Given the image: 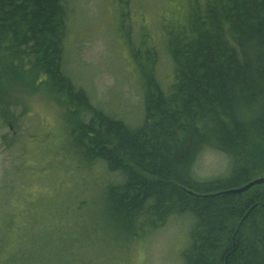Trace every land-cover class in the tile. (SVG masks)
Instances as JSON below:
<instances>
[{
    "label": "trees",
    "instance_id": "trees-1",
    "mask_svg": "<svg viewBox=\"0 0 264 264\" xmlns=\"http://www.w3.org/2000/svg\"><path fill=\"white\" fill-rule=\"evenodd\" d=\"M192 2L187 23L168 39L175 81L165 93L149 72L144 122L137 128L89 106L80 90L69 101L92 115L91 123H72L79 116H71L58 90L69 80L61 64L63 0H0V52L13 41H33L44 57L14 68L24 84L32 75L33 90L64 108L85 158L94 154L109 171L125 158L137 164L124 167L127 179L104 192L106 219L115 229L137 234L164 225L170 215L189 214L184 264H264V183L221 193L264 173V0ZM206 147L229 161L224 175L200 180L192 166Z\"/></svg>",
    "mask_w": 264,
    "mask_h": 264
},
{
    "label": "rangeland",
    "instance_id": "rangeland-1",
    "mask_svg": "<svg viewBox=\"0 0 264 264\" xmlns=\"http://www.w3.org/2000/svg\"><path fill=\"white\" fill-rule=\"evenodd\" d=\"M63 2L69 30L63 70L103 112L141 125L143 72H153L170 92L168 39L186 23L192 0ZM2 81L10 91L0 97V264H184L192 216L170 215L134 236L115 229L104 192L121 178L85 158L64 108L43 91L28 90L18 69ZM227 164L222 152L206 147L192 172L212 179Z\"/></svg>",
    "mask_w": 264,
    "mask_h": 264
},
{
    "label": "bare ground",
    "instance_id": "bare-ground-1",
    "mask_svg": "<svg viewBox=\"0 0 264 264\" xmlns=\"http://www.w3.org/2000/svg\"><path fill=\"white\" fill-rule=\"evenodd\" d=\"M197 2L201 3L198 0H194V4H198ZM64 5H65V8L68 10L67 4H64ZM193 7L194 6L190 5L189 10H188V12L186 14V20L190 16L191 10H192ZM186 23H187V21H186ZM186 23H184V24H186ZM63 31H64L63 32V36H65L66 32L69 31L68 30V25H67L66 22L64 23V30ZM135 41H136V39H134V40H132L130 42V44H131L130 47L135 45L134 44ZM169 41H170V39H169ZM33 44H34L33 41H27L26 44H23L21 41H13L11 44L6 45V46H9V47L6 48L5 52H0V60L3 61L2 65H0V97L1 98L5 97V99H7L8 92L10 91V90L5 88L6 87V83L2 81V78L6 77L8 75H14L15 70H16L14 68L15 64H20V63H24V62H28V61H36V62H38L41 58L44 57L43 55H41V53L37 52V50L35 48H33ZM63 56H64V52L62 54L61 64H63L62 63ZM146 59H145L143 64H146V62H147ZM43 65L46 68L47 72L49 73L50 67L46 64V62H44ZM12 70H14V71H12ZM62 71H63L64 76L67 77L69 80H68V82L65 85H63V87H61V89H58V90L61 93V95L64 97V99L66 100L64 105L70 111L71 116L73 115V117H75L76 114L79 116V117L73 118L72 123H74L76 126L77 125H85V126H87V125H89L91 123L90 119L92 118V115H90L88 112H86V110L84 108H82L81 106H79L75 101H69V98L73 94L74 95H78V93H76V92L80 90L85 95L87 104L89 106H91L93 108L95 107L97 109H100V108L98 106L92 104L87 91L82 86H79L75 82L71 81V79L69 77H72V76L66 74L65 71L63 70V68H62ZM63 74H62V77L64 78ZM143 74H145V78H147V76L148 77L149 76L152 77L148 72L144 71ZM171 77H172V74L170 75V78ZM26 79L28 81V85L24 84V86H26V87L32 89V91H34L33 89L37 88V83H36L35 79L32 77V75L29 76V77H26ZM174 81H175V67H174ZM174 81H173V83H174ZM148 82H149V78H147V80L145 81V85H147ZM1 84H3V85H1ZM157 86L159 87L158 84H157ZM48 90L52 91L50 87L48 88ZM34 92H36V91H34ZM143 100H144V97H143ZM131 117H129V118H131ZM1 118H4V116H3V114L1 115V113H0V120H1ZM141 120H143V122H144V116H142ZM118 121L121 122L122 124L126 125V126L131 127L129 124L126 123V120H124V119H118ZM143 122H142V124H143ZM141 125H139V126H141ZM139 126H137V127H139ZM137 127H132V128H137ZM91 128H92L91 134H94V123L91 124ZM70 130H71V128H70ZM90 136H92V135H90ZM87 157H88L87 159L94 160V154H92V153L89 156H87ZM226 158H227V163H228L229 159H228L227 155H226ZM124 160H125V164H123L122 166L113 168L112 171L108 170L107 164H106V162L103 159H101V158L95 159L94 162L102 164L104 167H106V170L108 172L117 174L121 178V182L118 183V185H119V184H122L127 179V176L125 175V170L126 169L124 167L128 166V168L129 167L130 168H137V164L134 161H132L130 158H125ZM227 166H228V164H227ZM261 176H264V173L259 174V175L255 176L252 179H255V178H258V177H261ZM252 179H250L248 181H245V182H243L241 184H239L240 182H238L237 184H239V185H237V186L226 187L224 189V191L225 190H232V189H235V188H238V187L246 186ZM255 185H258V184L249 185L247 190H249L250 188L254 187ZM231 194H235V193H231ZM208 195H210V193L203 194V196H208ZM120 230L121 231H125L127 233H129V231H130L129 229L126 230V228L125 229L120 228ZM129 234L134 236L136 233H134V234L129 233Z\"/></svg>",
    "mask_w": 264,
    "mask_h": 264
},
{
    "label": "water",
    "instance_id": "water-1",
    "mask_svg": "<svg viewBox=\"0 0 264 264\" xmlns=\"http://www.w3.org/2000/svg\"><path fill=\"white\" fill-rule=\"evenodd\" d=\"M261 183H264V176L252 179L246 186L238 187V188H235V189H232V190H225V191L223 190L221 193H229V194H231V193H240V192L246 191L249 185L261 184Z\"/></svg>",
    "mask_w": 264,
    "mask_h": 264
}]
</instances>
